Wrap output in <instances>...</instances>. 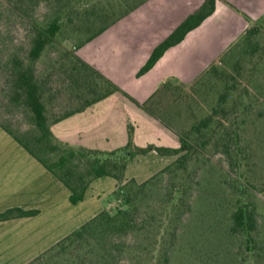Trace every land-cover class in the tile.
Returning <instances> with one entry per match:
<instances>
[{
    "label": "rangeland",
    "instance_id": "374dc122",
    "mask_svg": "<svg viewBox=\"0 0 264 264\" xmlns=\"http://www.w3.org/2000/svg\"><path fill=\"white\" fill-rule=\"evenodd\" d=\"M117 1L0 0V130L19 138H28L30 133L38 135L31 114L12 99L11 62L19 58L28 63L37 27L47 26L57 14L61 17V30L35 62L39 79L53 97L48 108L50 119L76 111L91 99L80 88L72 90L74 83L65 72L70 58L65 53L75 52L88 37L125 18H121L123 9L119 7L112 17L101 16ZM138 1L129 0L127 6L140 7L147 2ZM186 89L171 91V97L151 108L161 111V117L171 127L159 121L179 140V134L184 135L196 147L187 170L179 172L177 178L168 172L162 174L163 169L148 171L137 179H128L125 174L106 197L104 211L112 216L133 211L126 200L131 195L136 207L133 229L87 234L35 264H161V252L163 255L168 247L167 264H247L246 260L264 264V259L254 263L244 240L230 232L231 215L239 199L248 209L255 210L257 239L264 248V26L257 36L238 40L216 63L215 70ZM77 93L82 96L76 97ZM215 108L219 110L217 116L210 121L209 129L202 130V121ZM222 108L227 111L225 115ZM233 123L238 124L237 136H233L237 143L232 141L230 147L233 155L239 150L240 160L245 158L241 169L225 154L221 141L224 130L230 131ZM216 127L214 139L202 147L211 136L210 130ZM136 165L149 167L147 163ZM132 180L135 186L131 185ZM173 181L182 182L179 191ZM146 182L149 185L139 188ZM174 198L176 202L170 203ZM157 241L161 242L156 245Z\"/></svg>",
    "mask_w": 264,
    "mask_h": 264
},
{
    "label": "crops",
    "instance_id": "0c3cea01",
    "mask_svg": "<svg viewBox=\"0 0 264 264\" xmlns=\"http://www.w3.org/2000/svg\"><path fill=\"white\" fill-rule=\"evenodd\" d=\"M204 2L147 0L78 47V57L119 91L54 124V136L72 147L112 152L128 145L133 129L131 142L136 147L178 148V136L146 112L143 105L154 107L171 97L172 90L163 91L150 102L169 81L186 91L250 27L264 20V0H216L211 16L141 74L155 49ZM175 158L156 151L138 155L127 166L126 178L137 179L151 170L159 172ZM136 163H147L149 167ZM118 184L110 176L98 178L84 199L74 205L70 190L11 135L0 130V214L17 208L36 211L33 216L0 222V264H29L46 253L104 211L106 197Z\"/></svg>",
    "mask_w": 264,
    "mask_h": 264
},
{
    "label": "trees",
    "instance_id": "16d2710c",
    "mask_svg": "<svg viewBox=\"0 0 264 264\" xmlns=\"http://www.w3.org/2000/svg\"><path fill=\"white\" fill-rule=\"evenodd\" d=\"M57 1L61 2L63 0ZM128 1L129 0L117 1L113 8H111L112 10L109 9L108 11H103V13H101V16H103L104 18L106 16L112 17L115 14L114 9H118V7L120 8V10L123 9L121 18L128 16L132 11L139 7V4L137 6H134L133 8L132 6L128 7ZM136 1L137 3L139 2L138 0ZM141 1V4L145 2V0ZM65 4L68 5V3ZM134 4H136V2ZM215 5L216 0H205L204 4L198 11L192 14L163 44L155 49L150 60L142 69L141 74L149 71L167 49L178 44L191 30L197 28L204 20L211 16L215 10ZM263 26L264 20L261 24L250 27L242 38L245 37V39L248 40L249 38L251 39L252 37L257 36ZM61 27V17L59 16V14H57L56 17L47 26L37 27L35 36L32 41L31 49L28 54V63L20 60L19 58H15L11 62V72L13 77L11 81L12 99L19 106L24 107L31 114L32 122L34 127L38 131V135H33V133H30L28 134V138H19L13 135V133L8 132L9 135H11L20 145H22L32 156H34L48 171H50L55 177H57L70 190V201L74 205L78 204L84 199L87 189L98 178L110 176L117 181H120L121 183L126 174L125 172L128 163H130L136 156L147 154L148 152H151L153 150L158 152L162 156L177 157L171 165L161 171L162 174L168 172L170 174H175V178H177V174L179 172H181L182 170L186 171L188 160L190 159V156L192 155L196 147L189 143V141L184 138V135L181 134H179L181 144L178 148L154 147L152 145L148 146L147 148H140L133 147L131 143L132 131L130 129V140L128 145L124 148L112 152L91 150L84 147H72L66 143L59 141L54 136L52 132V126L54 124L68 118L76 112H80L86 109L87 107L119 91V88L117 86L107 80L89 64L84 62L80 57H78L76 51L73 53H65L66 57L70 58V65L67 67V70L65 72H67L68 78L70 77V80L74 83V86H72V90L77 91L78 88H80L82 94L91 95V99L76 111L65 113L63 116L54 120L50 119L48 108L52 104L53 97L48 94L44 82L39 79L35 69V62L42 57L46 48L55 42L56 37L61 30ZM108 28L105 27L99 32L91 35L86 40H84L82 44L95 38ZM215 65L216 63L214 65H211L202 74V76H205L212 70H215ZM64 66L66 65L64 64ZM181 87L182 86L178 85L172 86L171 81L166 82L157 91L156 96H154V98H152L150 102L153 101V99L155 100V97L157 98V95H159L163 91H178L181 89L183 90V88ZM79 96H82L81 93H77L76 97ZM225 96V94L222 95V98H224ZM143 108L150 115L160 120L168 127H171L169 122L161 117L162 113L160 110H153L149 103L144 104ZM218 111L219 110L215 108L212 112V115L205 121H202V130L209 129L207 126H209L210 121L214 120V118L217 116ZM221 111L224 113V115L227 113L224 108H222ZM236 125L238 124H234V126L231 127L230 131L224 130L225 134L221 141L223 143V150L225 154L230 156V159L234 162L235 167L241 169L242 160H245V158L243 157V159L240 160V157L238 156V154L240 153L239 150H237L238 153L236 152V155H233L234 151L230 147V143L232 141H236L237 143V140L233 138V136L236 137L238 133V131L236 130L237 127L235 128ZM217 131V127L212 131L210 130L211 136L208 140L202 143V147H206V145L211 143V140L214 139V135L215 133H217ZM232 131H234V133H232ZM206 135H208V133H206ZM228 138L230 139L229 142H227ZM130 182L133 184H129L135 186L136 183L134 180ZM173 182L175 190L179 191L182 182L177 184L175 181ZM147 185H149V183L146 182L143 184V187L141 185L139 186V188L142 189ZM119 188L122 189L121 186ZM126 200L128 205H132L133 211L136 210L135 202L133 199H131V195H128ZM169 202L172 204L175 203L176 198ZM236 203L237 204H235V210L231 215L232 227L230 229V232L233 235L239 236L244 240V243L247 245V250L251 254V259L254 260V263H257L261 259H264V248L262 247V243H259L257 239V220L255 210L248 209V206L242 204L239 199ZM133 211H120L114 216L105 211H102L88 223L81 226L79 229L60 241L56 246H54L29 264H35L56 249H64L73 242L82 240L87 234L97 231L99 233H105L110 230H113L114 232H121L133 229ZM165 212L169 213L168 210H165ZM35 214L36 211H24L18 208L10 209L0 214V222L11 220L14 218L29 217ZM159 242L161 241H157L156 245L159 244ZM164 249L165 248H163V250ZM168 251H170L169 247L165 250V253L163 255L161 252V256H163V261L161 262V264L168 263ZM245 262H247V264H250V262L248 263L247 260ZM262 263H264V261H262Z\"/></svg>",
    "mask_w": 264,
    "mask_h": 264
}]
</instances>
